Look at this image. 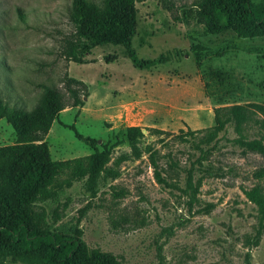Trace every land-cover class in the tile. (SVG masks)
<instances>
[{"label":"rangeland","instance_id":"obj_1","mask_svg":"<svg viewBox=\"0 0 264 264\" xmlns=\"http://www.w3.org/2000/svg\"><path fill=\"white\" fill-rule=\"evenodd\" d=\"M193 1H135L131 48L139 59L154 61L136 67L121 45L95 46L80 64L63 57V41L73 31L71 0H0L1 104L30 110L41 85L53 86L66 106L44 136L51 158L83 156L93 144H105L108 165L118 160L115 178L101 173L91 189L83 178L36 203L49 212L66 202L60 220L47 218L50 229L63 234L78 229L87 246L111 252L121 264H264V221L253 245L255 209L241 192L256 182L251 173L264 166V157L242 154L231 140L230 124L201 146L207 158H201L196 138L180 142L173 136L180 128L210 126L213 107L264 104V37L207 33L195 19ZM66 78L83 83H71L81 105H70ZM132 125L142 131L138 156L124 134ZM150 128L165 133L154 135ZM246 132L254 136L257 125ZM14 141L11 125L1 117L0 145ZM147 145L159 151L160 167L168 159L176 163L171 184L154 180ZM113 189L124 194L114 198ZM109 216L118 220L117 228L110 227ZM122 217L143 224L133 227ZM245 234L251 237L246 246ZM0 260L10 262L3 252Z\"/></svg>","mask_w":264,"mask_h":264},{"label":"trees","instance_id":"obj_2","mask_svg":"<svg viewBox=\"0 0 264 264\" xmlns=\"http://www.w3.org/2000/svg\"><path fill=\"white\" fill-rule=\"evenodd\" d=\"M136 0H71L69 20L73 31L64 39L61 54L66 60L84 63L85 54L99 45H121L136 67L152 64V60L139 59L131 48V39L136 27ZM194 16L207 33L215 35L231 30L238 38L264 37V0L254 4L252 0H194ZM158 60H161V56ZM71 83L81 81L66 78L65 88L71 98V106L82 104L77 88ZM42 92L33 108L23 110L9 107L0 102V118L11 125L15 141L0 145V252L10 258L9 263L0 264H121L118 258L98 247L87 246L80 237V231L63 234L50 229L47 218L57 222L62 218L66 202L58 203L49 212L36 202L53 198L54 195L71 186L74 181L86 178L91 189L101 173L111 178L118 175L113 165H108L110 149L105 144L100 148L94 144L93 151L64 160L51 158L44 136L52 121L66 103L60 93L50 85H41ZM85 94V92L83 93ZM257 125L254 136L248 137L247 128ZM230 124L235 137L232 140L242 154L254 153L264 157V104L247 101L220 105L212 109V124L201 129H179L174 138L180 142L196 138V148L207 158L208 146L218 133ZM71 129L76 133L73 126ZM159 135L165 131L148 129ZM130 150L138 156L137 137L142 136L139 126H127L124 131ZM84 140L89 141L84 137ZM147 160L158 184L169 185L177 178L176 163L168 159L166 165L157 164L159 151L151 145L145 148ZM256 180L241 192L255 209L256 229L252 244L258 243L264 221V166L251 173ZM169 181V182H168ZM124 194L123 189H113L112 197ZM123 218V217H122ZM133 227L143 223L123 218ZM111 228H117L118 220L108 217ZM251 237L244 235L243 244H249Z\"/></svg>","mask_w":264,"mask_h":264}]
</instances>
